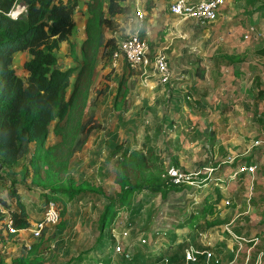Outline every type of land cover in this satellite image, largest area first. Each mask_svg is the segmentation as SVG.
I'll return each mask as SVG.
<instances>
[{
	"label": "crops",
	"instance_id": "0c3cea01",
	"mask_svg": "<svg viewBox=\"0 0 264 264\" xmlns=\"http://www.w3.org/2000/svg\"><path fill=\"white\" fill-rule=\"evenodd\" d=\"M172 1L125 0L124 2L129 4L130 7L136 2L143 3L147 12L151 8L159 17L161 16V24L163 25L161 34L155 35L156 37L150 40V36L154 35L152 31H155V28L149 29L147 27L146 36L152 53L164 50L168 56L171 65V78L175 80L171 85H173V90H175L173 93L176 97V103L173 109L176 115L174 116V122L170 121V123L173 122L174 127L179 132L176 134L178 149L173 156V164L183 168H198L202 175L208 174V171L211 170V173L218 174L221 179L226 180L222 183L224 187H215V182L210 183L207 191L210 192L211 196L206 199L207 193H204L201 200H198L199 202L195 201V205L192 206V213L185 218V221L181 219L180 224L173 225L171 228L159 225V228H154L156 231L152 235L154 230L151 228L153 220L149 228L143 229V224L149 211L154 210L151 207V203L160 195L158 194L141 209L146 210V215H139V221L135 225L125 226L129 216L123 221L124 226L122 228H129L130 231V235L124 240L133 241L131 250L130 248H125L123 252H113V250L108 249V253L104 254L101 259L98 258L99 256L97 258L92 257V254L88 251L89 249H82L74 254L71 260L59 264H97L99 260L102 264H111V257L113 258L112 264H116V262H122V264H145L148 262L150 264L158 256L153 254L152 251L153 245L156 243L160 244V248L157 249L163 254H166L180 243H183L184 248L190 243L196 247L203 248L204 243L198 237V232L203 230L208 232L207 236L210 244L207 245V248L212 245L209 249L213 250V256L207 264H264V261L259 258L263 251L258 248V242L264 237V179L255 174L257 170L253 173L241 172L235 177L230 176L236 164L243 157L246 158L248 156V148L252 143V138L256 137L250 135L255 134L256 132L254 131L264 133V117L262 116L264 115V110H261V105L262 103L264 104V95L261 96L259 94V91L264 90V54L256 56L247 54L244 51L248 47L252 48L256 44L264 42V0H225L219 8L216 19L211 22H201L193 17L181 18L176 16L169 9ZM102 2L105 6L106 1ZM87 16L88 13L86 14ZM83 28L85 29L84 24ZM70 39L73 40L72 33ZM151 41H153V44ZM64 45H67L66 41L60 43V51H66L63 48L65 47ZM76 53V59L67 55L65 57L72 58L75 64L81 62V53L80 49L78 50L77 48V42ZM221 54L233 56L232 60L222 58ZM17 55H26V60L31 57L27 50L17 51L14 58ZM121 72H115L114 70L111 74L112 77H115L117 73H120L118 80L124 74L125 79V83L121 86L118 85L119 81L117 80L114 100L111 103V105L113 104L112 111H117L118 113L117 119H123V114L128 109H132L133 103L138 101L135 100V96L138 94L137 90L142 93L143 96L141 97L148 96L150 99H155L153 98L155 95H163L164 91L168 89L165 84H161L156 77H153L155 75L151 71L146 73L140 70L128 72L124 69ZM25 74L26 71L24 69V72L20 75L23 76ZM112 81L114 80L112 79ZM157 87L159 88L156 91ZM165 95H168V93ZM164 97L163 95V99ZM115 102L116 105H114ZM148 103L151 105V100ZM249 118H251L250 125L246 124ZM114 132L119 136L117 128L112 130V133ZM51 133L54 136H58V138L54 142L49 143H47L46 139V145L53 144L60 138L53 129ZM118 136L115 142L129 150L139 149L144 143L139 148H131L125 141L118 140ZM185 136H188V138H185ZM257 138L264 139V136H258ZM147 140L149 138H146ZM111 141L108 142L107 152L104 156L106 161H108L107 157L112 147ZM148 143L153 145L161 155L158 147L152 141ZM30 145L34 147V143L31 142ZM30 148L32 151L33 148L31 146ZM252 154L258 161L262 162L264 159V148H258L256 153L252 152L250 155ZM119 155L120 152H117L111 159H115ZM249 159H245V161L253 162ZM163 160L166 166L167 160L164 156ZM254 162L259 168V162ZM229 179L240 180L239 185L229 184ZM237 186L240 187L238 188ZM18 190L20 192L19 188ZM187 190H189L187 187L180 190H172L164 198L169 200L172 193L179 194ZM93 192L95 191L85 189L78 192L76 196L79 197L84 193L91 194ZM40 193L44 198L43 202L45 204L42 190H40ZM218 193L221 195L220 199L214 203L213 198ZM245 193L248 195L246 198L243 197ZM136 194L133 196L132 204L141 196V193ZM1 196L7 197L6 189L1 192ZM76 196L70 201L74 198L76 199ZM25 198V195L21 197L24 204L26 203ZM225 199H228L229 203L231 202L232 206H235H223ZM65 201H68V199H65ZM178 201L179 203L175 202V204L184 205L183 201ZM167 204L168 206L171 205V203ZM210 204H218L220 206H218L219 214L215 210L213 213H208L205 217H202L203 208ZM252 208L255 210H252ZM131 209H129L130 212ZM165 209L166 207L162 211ZM4 210L7 211L9 216V209L4 208ZM26 210L29 215L27 207ZM101 213L102 210L99 214V221ZM159 213H155L154 216ZM225 213H227V216H222ZM240 214L241 216L238 217ZM7 215L1 216H4L7 221ZM29 220L31 221L30 216ZM208 220L213 221L214 224H211ZM225 221L228 226L220 228L221 223L224 224ZM259 221L260 224L258 223ZM230 222L231 224L229 225ZM138 224H141V227ZM191 224L194 227H191ZM111 226L106 228L113 233ZM160 228H165L166 230ZM22 229L25 228L16 229L12 234L8 231V235L11 237L16 236ZM157 229H160V231ZM219 231H221V234ZM159 232H161L159 235L160 239H156L155 234H159ZM137 234L148 237L149 242L138 244L135 241ZM110 239L114 240L113 234H110ZM256 244L257 250L250 255L249 249ZM30 245L25 244V246ZM140 249L142 251H138ZM125 251L130 255L127 256ZM240 251H243L241 255ZM138 253H143L146 258L142 254L141 257H138ZM200 257H202L203 263L206 264L204 254H201Z\"/></svg>",
	"mask_w": 264,
	"mask_h": 264
},
{
	"label": "trees",
	"instance_id": "16d2710c",
	"mask_svg": "<svg viewBox=\"0 0 264 264\" xmlns=\"http://www.w3.org/2000/svg\"><path fill=\"white\" fill-rule=\"evenodd\" d=\"M17 1L0 0V161L11 167L30 154L28 164L22 165L20 170L24 177H31L32 184L42 189L45 203L49 200H70L85 189L62 187L59 182L73 153L87 141L93 127L90 123L96 121L100 127L93 112L88 114L87 119L82 118L83 105L89 96L92 71L101 49H104V57L111 58L117 45L114 36L112 43L109 42L104 25L114 27L113 21L118 19L119 14L127 13L130 5L125 0H107L105 6L102 0H90L87 3L85 38L80 46L81 62L65 67L58 63L57 52L60 43L66 41L69 56L77 58L76 42L70 39L75 25L74 10L77 0H23L26 11L14 21L7 12ZM22 50H27L31 55L23 64L26 71L23 76L18 74L13 62L15 53ZM221 57L232 60L233 56L221 54ZM118 81L119 86L125 83L124 74ZM70 85L71 90L68 92ZM259 94L263 96L264 90L259 91ZM52 122L53 131L60 138L57 142L46 145ZM76 127L81 136H70L71 130ZM110 136L114 140L111 141L112 147L107 160L120 152L115 159L120 190L115 198L106 199L99 228L110 227L117 212L132 205L136 193H141V196L134 202L125 224L127 227L139 221L141 209L158 194L166 197L172 190L189 186L185 180H172L163 157L147 141L141 148L129 150L115 142L118 136L116 132ZM31 142L34 143L32 151ZM141 171L148 172L147 179ZM2 175L4 177L5 174H1V177ZM5 177L9 180L7 197L0 196V203L9 209L7 217L11 219V225L15 229L26 228L30 225V220L21 200L17 181L10 180L8 175ZM204 177L205 182L218 183L223 180L215 173L205 174ZM4 190L5 188L0 187V192ZM206 193L205 198L208 199L211 194L207 190ZM220 196L218 193L213 198L214 203ZM215 208L216 204L204 207L202 217L213 213ZM155 212L156 210L149 211L143 229L149 228ZM5 225L7 226V222ZM191 227L194 225L191 224ZM44 230L45 228L42 231ZM40 245L38 241L30 246H23L22 255L14 258L12 264H39L37 251ZM183 248V243H180L166 254L160 253L154 262L164 264L160 260L167 256L171 262L182 263ZM201 258L189 264L203 263Z\"/></svg>",
	"mask_w": 264,
	"mask_h": 264
},
{
	"label": "rangeland",
	"instance_id": "374dc122",
	"mask_svg": "<svg viewBox=\"0 0 264 264\" xmlns=\"http://www.w3.org/2000/svg\"><path fill=\"white\" fill-rule=\"evenodd\" d=\"M22 1L23 0H18L14 6L17 7V4L22 3ZM89 1L90 0H77V7L74 10L75 25L72 32V38L73 41L76 40L78 50L80 49V43L85 36L83 24L85 25L86 22V14L88 13L87 3ZM102 1L105 2L107 0ZM14 6L12 8L15 10ZM148 10L149 12H147V19L144 22L142 31L146 33L147 27H149V29L155 28V31H152L154 35L150 36L151 40V38L161 34L163 25L161 24V16L159 17V15L151 10V8ZM124 17L125 13L118 15V19L113 21L114 27L109 28L108 26L104 25L105 35L110 38L109 42L112 43V36H114V38L116 37V40L120 38V32L123 30V28H120L119 22L124 21ZM151 43L153 44V41H151ZM63 48L64 50L66 49V51L59 50V52H57V56H59L58 63L61 66L70 64L74 65L75 63H73L72 58L69 59L65 57L66 55L69 56L68 44ZM103 50L104 49L102 48L95 62V66L91 75L88 100L83 105L82 110L84 112L82 116L84 120L87 119L89 113L93 112L98 120L97 122L100 123V127L97 126L95 120V122L90 123V126L93 127L90 131V134L88 135L87 141L83 144L81 149L73 153L68 166L63 173V177L59 182L62 187H68L74 190L79 188L91 189L95 192L91 194L84 193L79 197L76 196V199L74 198L71 201L56 200L59 210V218L57 222L47 226L45 230L42 231L40 236L34 237L32 228H34L35 221L43 216L47 202L45 204L43 202L44 198L40 193V190L42 189L31 183L30 176L24 177L21 173L20 169L22 165L28 164L30 154L22 157L15 165L11 167L5 166L3 164V167L0 169V187L2 189L5 188L8 191L9 180L8 177H5V175H8L10 180L15 179L17 181V187L20 189L21 197L24 195L26 197L25 204L28 208L31 221L30 225L27 228L20 230L16 236H9L7 226L5 227L6 218L4 219V216H1L4 214L7 215V211L3 210V206L1 205L0 264H12V259L22 254L21 248L25 246L26 243L27 245H30L37 243L38 241L41 244L37 251V258L40 259L39 264H59L61 262L71 260L74 254L82 249H89L88 251L92 254V257L97 258L99 256L98 258L102 259V256L108 253V249L112 250L111 247L113 245V240L110 239V234H112V231H109L108 228L101 229L99 228L98 224L99 214L101 210L103 211L104 203L106 202L105 199L115 198L119 188L117 180V166L115 164L116 158L106 161L104 157L107 152L108 142L110 140H114L113 136H110L112 130L117 128L119 134L118 140L125 141L131 148H139L140 145L146 141V138H149L147 141H152L153 144L158 147L161 156L166 158V170L172 166H177L173 164V156L176 154L178 149L176 134H178L179 131L173 125L174 116L176 115L175 110L173 109L174 104L176 103V97L173 93V91H175L173 90V85H171V83L173 84L175 80L171 78L170 81L165 84L168 89L166 88L167 90L164 91V99L163 95H155V97H153L155 99H150L148 96L141 97L143 96L142 93L137 90L138 94L135 96V100L138 101L133 103L132 109H128L123 114V119H117L118 113L117 111H112L113 104L111 105V103L114 100L115 86H117V80L120 73H117L115 77H112L111 74L114 70L115 72H121L122 70L126 69V66L121 65L117 68L112 67L111 58L104 57L105 55L103 54ZM244 51L247 54H254L256 56L262 53L264 54V42L258 43L252 48L248 47ZM26 58V55H17L14 58V66L19 74L24 72L23 62L26 60ZM150 69L152 70V68H149L148 71H151ZM153 77L155 78V76ZM112 79L114 81H112ZM158 88L159 87H157L155 90L157 91ZM70 90L71 85L68 87V92ZM166 93H168V95H165ZM157 98L159 99L156 100ZM150 100L151 105L148 103ZM261 106V110H264L263 103ZM188 112H190V110H188ZM262 116L264 117V115ZM244 120H246V118H244ZM170 121L173 122L170 123ZM246 124H251V118L246 121ZM118 125L120 126L118 127ZM53 126L54 122H52L49 126L50 134L47 138V143L54 142L56 138H58V136H54L51 133ZM78 131V127L73 128L71 130L70 136H81V133H78ZM254 132L256 133L250 135L256 137L252 138V143L248 148V156H246V158L243 157L241 160L250 158V161H256L257 163L259 162L260 167H257L255 174L264 179V159L262 162H260L256 157H254L253 154L250 155L252 152L256 153L258 148H264V145L256 147L258 145L254 143L257 137L264 136V133L259 131ZM185 138H188V136H185ZM30 146L33 148V145ZM179 168L186 174L195 175L198 180L204 178V175H202V172L198 168L190 169L188 167L183 168L180 166ZM141 173L143 175L145 174V179L148 178V172L141 171ZM1 174H5L4 177L3 175L1 177ZM224 178L228 179L227 177ZM225 181L226 180L223 179L219 183H215V187H224L222 183ZM239 181L240 180L229 179L228 182L229 184L233 183L235 185H239ZM210 183L214 182L207 181L206 184H202L200 187L196 188L193 186H187L189 190L183 191V193L179 194L172 193L169 200L168 198L166 199L158 195L157 198H155L151 203L152 209L156 210L155 213H159L164 207H166V209L156 216H153V223L151 225L152 230L154 228H159V225L167 226L165 228H171L173 225L176 226L180 224L181 219L182 221H185V218L192 213V206L195 205L194 202H199L198 200H201L203 194L206 193L207 188L210 186ZM237 187L239 188L240 186ZM246 196H248L246 193L243 194V197L246 198ZM178 200L183 201L184 205L175 204V202L179 203ZM166 202L171 203V205L168 206ZM133 206L134 204L123 208L114 216L111 226L114 232H122V227L124 226L123 221H125L129 216V209ZM218 206L219 205L217 204V208H215L217 214H219ZM223 206H232V203H225ZM234 206L235 205L232 207ZM252 210L255 209L252 208ZM141 214L145 216L146 210H141ZM222 216H227V213L222 214ZM240 216L241 214L238 215V217ZM209 222L214 224L213 221ZM258 223L260 224V221ZM222 224L223 223H221L220 228L228 226L226 221L223 225ZM230 224L231 222L229 225ZM138 226L141 227V224H138ZM165 228L160 229L166 230ZM160 229L157 230L160 231ZM155 231L156 229L153 230L152 235ZM161 232H159V234H155L156 239H160L159 235ZM219 233L221 234V231H219ZM207 235V230L198 232V237L201 239L204 238L205 241L208 240ZM246 243L248 244V242ZM247 244L246 246H248ZM258 244L259 250L263 251V254H261L259 258L264 261V237L261 238ZM256 246L257 244L253 246V248L250 247V255L257 250ZM157 248H160V244L158 245L156 243L153 245V254H157ZM138 251H142V249ZM242 252L243 251H240V255ZM141 254L145 256L143 253H138V257H141ZM116 264H122V262H116Z\"/></svg>",
	"mask_w": 264,
	"mask_h": 264
},
{
	"label": "built area",
	"instance_id": "2783aa9c",
	"mask_svg": "<svg viewBox=\"0 0 264 264\" xmlns=\"http://www.w3.org/2000/svg\"><path fill=\"white\" fill-rule=\"evenodd\" d=\"M225 0H173L170 5V11L178 17H193L201 22H211L216 19L217 13L220 6ZM26 7L25 2L17 4V7ZM11 10H9L10 12ZM7 12V15L8 13ZM147 19V10L143 3H135L130 7V10L125 13L124 21H120V28L123 30L120 32V38L116 40V48L111 54V66L119 67L125 65L128 72H133L140 70L146 73L149 68H152L151 73H153L158 82L161 84H166L171 79V65L168 56L164 50H158L151 52L150 44L146 33L142 31L144 22ZM113 69V68H112ZM124 69V68H123ZM256 145H264V139L257 138L254 142ZM257 169V164L255 162H248L241 160L238 162L231 173L232 176H236L239 173H253ZM167 173L172 177L174 182H180L185 180L189 186L200 187L202 184H206L205 177L198 180L195 175H189L183 172L179 166H172L167 169ZM211 174V170L208 171L207 175ZM205 180V181H204ZM1 196V192H0ZM225 203H229L226 199ZM0 203V207H1ZM3 206V205H2ZM217 208V205H216ZM4 210V207H3ZM59 218V210L57 202L54 200H49L46 203L43 216L36 220L34 223V228H32V233L34 237L41 235L42 230L51 224H55ZM7 231H16L14 226L11 225V219L7 218ZM113 230V228H111ZM113 252H123L125 248L132 249L133 241H125L129 235V228H124L122 232H114L113 230ZM136 242L138 244H145L149 242L148 237L144 235L137 234L135 236ZM204 245L210 244V241H205L202 239ZM159 255V249H156ZM125 254L129 256V253ZM201 254L205 256V263H209L210 258L213 256V250L204 247L199 248L193 244H189L184 248V261L179 264H189L190 262L196 261ZM111 264L113 263V258L111 257ZM164 264H177L169 261L167 256H163L160 260ZM97 264H102L99 260ZM150 264H156L155 262Z\"/></svg>",
	"mask_w": 264,
	"mask_h": 264
},
{
	"label": "clouds",
	"instance_id": "9594fccd",
	"mask_svg": "<svg viewBox=\"0 0 264 264\" xmlns=\"http://www.w3.org/2000/svg\"><path fill=\"white\" fill-rule=\"evenodd\" d=\"M15 7V6H14ZM24 11H26V8H23V7H21V8H17L15 11H10L9 13H8V16L12 19V20H17L18 18H19V16H20V14L22 13V12H24Z\"/></svg>",
	"mask_w": 264,
	"mask_h": 264
},
{
	"label": "bare ground",
	"instance_id": "6f19581e",
	"mask_svg": "<svg viewBox=\"0 0 264 264\" xmlns=\"http://www.w3.org/2000/svg\"><path fill=\"white\" fill-rule=\"evenodd\" d=\"M17 8H21V7H15V10L17 9ZM13 8L11 9V11H15Z\"/></svg>",
	"mask_w": 264,
	"mask_h": 264
},
{
	"label": "water",
	"instance_id": "95a60500",
	"mask_svg": "<svg viewBox=\"0 0 264 264\" xmlns=\"http://www.w3.org/2000/svg\"><path fill=\"white\" fill-rule=\"evenodd\" d=\"M3 167V164H2V162H0V169Z\"/></svg>",
	"mask_w": 264,
	"mask_h": 264
}]
</instances>
